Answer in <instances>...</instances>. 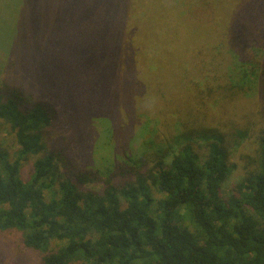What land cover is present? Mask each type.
Segmentation results:
<instances>
[{
	"label": "trees",
	"instance_id": "obj_1",
	"mask_svg": "<svg viewBox=\"0 0 264 264\" xmlns=\"http://www.w3.org/2000/svg\"><path fill=\"white\" fill-rule=\"evenodd\" d=\"M60 2L65 13L71 8L75 21L89 24L93 38L99 34L100 22L110 24L116 20L113 13L101 15L102 8L109 11L116 7L122 22L120 41L116 46L113 37L101 34V43L91 41L88 45L84 43L86 32L81 28L77 33L83 43L79 49L74 46L73 57L82 55L79 60L85 58L86 62L75 64L72 69L68 65L64 72L56 56H52L59 46L54 39L52 43L34 44L25 27L18 41L24 22L42 18L39 0H23L21 5L0 0V51L8 42L9 52L11 48L12 52L21 50L16 56L10 57L9 53L6 59L0 54V79L7 71L23 73L31 52L40 53L34 51L36 48L47 49L49 55H36L44 62L42 71L39 73L37 68L35 76L26 73L23 78L27 81L23 91L30 98L41 97L33 88L34 82L42 84L40 94L59 98L63 89L58 92L54 85L68 81L74 87V94L78 85L87 86L92 96L104 91L103 101L107 104V97L118 90L117 84L122 80L118 67L127 35L122 25L127 27L131 23L127 14L130 7L142 13L134 21L138 28L134 48L140 61L139 70L144 71L138 76L143 81L155 78L164 87L154 88L157 93H153L144 85L145 95L162 94L168 98L194 90L200 84L210 88L220 80L217 72L207 69L213 62L210 47L220 52L224 46H229L227 49L247 46L254 34L243 23L232 25L228 33L217 36L208 32L211 25L201 38V32L194 36L190 29L181 33L178 28L182 29L185 22L158 0ZM216 11L214 19L224 27L228 16L225 14L229 11L227 8ZM48 17L54 19L55 14ZM148 20L164 25L157 29L146 27ZM35 31L39 38L41 30ZM63 38L59 42L68 43ZM132 38L134 35L128 40V49L134 44ZM168 39L176 43L171 45ZM117 51L121 56L119 64L115 61ZM58 52L62 53L60 46ZM112 61H115L114 70L109 67ZM105 68L108 73L103 74ZM189 74L192 75L184 78ZM82 75H88V79ZM194 75L200 81L195 82ZM221 88L231 93L233 87L225 84ZM20 104L17 97L5 99L0 93V128L3 124V130L15 142V151L11 152L8 142L3 141L4 136H0V230L20 231L26 246L43 253L42 264H264V131L257 135V147L246 155L243 177L232 188L228 189L227 183L236 165L230 161L225 142L230 137L244 136L236 126L241 119L235 116L229 119L233 121L231 125L224 126L221 122L211 130L217 140L208 142L203 155L191 143H185L154 156L147 166L148 159L142 162L141 158L127 153L122 161L127 163L123 172L134 174L133 179L115 184L107 178L102 192H97L80 188V184L99 181L95 173L82 172L74 180L59 169L52 153L37 158L30 176L23 177L25 161L45 149L42 132L51 118L42 104L29 109ZM201 115L202 112L196 118ZM194 117L189 119L190 124L195 123ZM226 130L231 133H224Z\"/></svg>",
	"mask_w": 264,
	"mask_h": 264
},
{
	"label": "rangeland",
	"instance_id": "obj_2",
	"mask_svg": "<svg viewBox=\"0 0 264 264\" xmlns=\"http://www.w3.org/2000/svg\"><path fill=\"white\" fill-rule=\"evenodd\" d=\"M8 1L21 5L23 0ZM98 1L100 3L97 2V4H101V0ZM39 2L41 3L40 15L43 19L38 17L33 22H24L18 41L22 39L25 27H28L31 33L29 39L34 44L42 45L53 41L59 43L62 53L58 52L57 45L52 56H56V61L64 67V72L68 70V65L72 69L73 65H83L86 62L85 58L79 60L83 57L82 55L73 57L74 46L79 49L83 43V40L82 43L80 42V36L77 33L81 28L86 32L84 43L88 45L91 41L94 44L101 43L103 39L100 37L101 34L113 37L116 46L119 44L122 22L120 23V12L116 7L109 11L102 8L101 15L113 13L116 20L110 24L105 21L100 22L99 34L93 38L89 24L83 25L75 21L71 8L69 13H65L64 4L60 0H39ZM158 3L170 10L172 14L179 15L185 22V26L184 23L182 24V29L178 28L181 33L190 29L194 36L201 32L199 34L201 38L211 25L208 32L217 36V34L223 35V32L228 33L233 28L232 25L243 23L253 29L252 40L247 46H239L235 49L233 47L227 49L229 46H224L220 52L210 47L209 52L213 62L207 69L213 73L217 72L220 79L210 88L200 84L194 90L175 93L168 98H164L162 94L145 95L144 85L153 93H157L156 89H164V87L157 84L160 82L155 78L143 81L138 76V73L144 71L139 70L140 61L134 48L138 29L134 21L142 13L138 14L136 8L130 7L127 14L131 23L127 27L122 25L125 28V35L127 34L120 53H123L122 63L118 67L122 80L117 84L118 90L109 94L105 105L104 91L92 96L88 93L87 86L78 85L77 94H74V87L68 81L61 83L62 85L57 83L54 85L58 92L63 89L59 98L45 93L40 94L39 91H43L42 84L34 82L33 88H36V94L41 97L30 98L23 91L27 82L23 78L27 75L26 73L29 76H35L37 68L39 73L42 71L44 62L36 55L49 56L47 49L36 48L34 51L40 53L31 52L29 58L32 61H28V66L24 64L23 73L20 70L18 73L7 71L5 77L0 79V93L5 99L17 97L21 102L20 106L24 109H29L35 104H42L49 110L48 114L51 118L49 125L42 132L45 149L39 155L25 161L23 177L30 176L33 163L37 158L46 153H52L56 157L59 169L74 180L76 175L82 172L95 173L99 181L80 184V188L102 192L107 178L112 179L115 184L133 179L134 174L123 172L127 163L122 161L126 159L127 153L141 158L142 162L148 159L147 166L151 164L154 156L168 152L165 150L177 149L185 143H191L203 155L208 142L217 140L213 137L211 130L221 125V122L224 126L231 125L233 121L229 119L235 116L236 119H241V123H236V126L244 136L242 139L230 137V140L225 142L230 161L236 165L227 183L228 189L241 180L245 171L243 166L246 155L254 151L257 147V135L264 131V0H158ZM215 8L220 11L227 8L229 11L225 14L228 16L224 27H221L214 19L215 14H218ZM54 14V19L48 17ZM160 24L164 25V23ZM160 24L148 20L146 27L157 29ZM36 29L41 30L39 38ZM132 35H134L132 38L134 44L128 49V40ZM61 38H66L68 43L59 42ZM168 40L171 45L176 43L174 39ZM9 44L10 42L1 46L0 54H3L5 59L9 57V53L11 57L16 56V53L20 54L21 51L19 48L12 52L11 48L9 52ZM163 45L166 47L165 43ZM124 56H126L125 59H123ZM132 56L133 62H130ZM119 59L121 56L119 57L117 51L115 54L117 64ZM115 61L109 64L110 70L115 69ZM10 64L12 65V61ZM45 67L47 68L46 65ZM194 69L196 70V67ZM105 73H108L106 68L103 74ZM202 74L205 75L206 72L202 71ZM82 77L88 79V75H82ZM192 77L195 82L200 81L195 75ZM76 79L84 81L80 77ZM225 84H229L230 88L233 87L231 93H226V90L221 88ZM100 101H103V104H100ZM201 112V117L196 118ZM193 116H195L193 118L195 123L190 124L189 119ZM3 128L2 124L0 136H4L3 141L8 142L9 150L13 152L15 151L13 137L9 132L7 135ZM202 132L209 138L203 137ZM224 133L230 134L231 131L226 130ZM42 257L43 253L25 245L20 231L0 230V264H42Z\"/></svg>",
	"mask_w": 264,
	"mask_h": 264
}]
</instances>
